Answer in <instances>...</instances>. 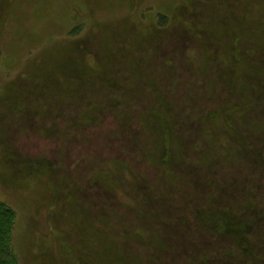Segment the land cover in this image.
Masks as SVG:
<instances>
[{
	"label": "rangeland",
	"instance_id": "rangeland-1",
	"mask_svg": "<svg viewBox=\"0 0 264 264\" xmlns=\"http://www.w3.org/2000/svg\"><path fill=\"white\" fill-rule=\"evenodd\" d=\"M263 132L264 0H0L15 263L258 264L264 226L247 257L229 215L264 219V176L210 201L224 170L264 167Z\"/></svg>",
	"mask_w": 264,
	"mask_h": 264
},
{
	"label": "bare ground",
	"instance_id": "bare-ground-1",
	"mask_svg": "<svg viewBox=\"0 0 264 264\" xmlns=\"http://www.w3.org/2000/svg\"><path fill=\"white\" fill-rule=\"evenodd\" d=\"M113 91V90H112ZM190 96L187 95L184 97L185 99L189 98ZM199 106H201L199 104ZM188 111L187 108L184 109V118H187L186 112ZM201 111H203V109H200ZM178 111V110H176ZM196 123L194 122L192 124V127L195 125ZM243 135V134H242ZM263 136H264V132H263ZM256 147L257 144L255 143ZM255 145H253V148L255 147ZM44 150H48L51 151L54 149L53 145H50L49 143H46V145L43 146ZM46 155H48V153H46ZM194 164L192 165L191 168H187L186 172L192 176L191 182L195 183L197 190H201L202 189V183L200 182L201 179H198V176H201V178L206 174L205 171H203L202 173H200L199 171H195V169L193 168ZM210 169V168H209ZM254 170L251 171H240L236 168H228L226 170L223 171V175H218L217 178V184H216V188H215V193H217V198H213L214 201H210V203H214V204H210V215H215L217 209H218V204L215 201H220V199L223 197L225 199H234L235 201L239 202L241 199V194L244 193L245 189L243 184L246 181H250L251 179H254V177L257 174L263 175L264 176V167L260 168L257 164L253 166ZM262 177V176H261ZM259 197H261L263 201L264 199V178L262 177V184L259 188ZM254 191H258L257 189H254ZM201 192H195L192 193V196H195L196 199L201 198ZM187 201V199H186ZM253 203V207H255V209L259 208L261 203L259 204V201H252ZM249 207H252V204L249 203H244V206L241 207V210L238 211L237 209V213L235 214H231L229 215L230 217L233 218H239L241 220L244 221V225L242 226V228H240V230H238L239 232H241V248H244V251L246 252V256L248 254L249 251H251L252 245L255 243V239L257 236H259V229L264 226V219L260 220L258 222H256V220L262 218L261 216H258V214H254V216L250 219L247 214V210H249ZM224 209V208H223ZM246 210V211H245ZM229 219V217L227 218ZM178 219V222L175 225V228L178 230H180V227L182 225V222ZM230 232V231H229ZM228 232V233H229ZM256 232V233H255ZM207 234L210 235H222L225 236L227 235V232H219L214 234L213 232H209L206 231ZM259 254L257 255V257H255V263L256 260H258V264H262V259H264V244H262V247H259ZM248 257V256H247ZM252 257H249L248 260H250V262H253ZM242 260V259H241ZM263 264H264V260H263Z\"/></svg>",
	"mask_w": 264,
	"mask_h": 264
},
{
	"label": "trees",
	"instance_id": "trees-1",
	"mask_svg": "<svg viewBox=\"0 0 264 264\" xmlns=\"http://www.w3.org/2000/svg\"><path fill=\"white\" fill-rule=\"evenodd\" d=\"M13 210L4 201H0V264H17L15 252L11 245V228Z\"/></svg>",
	"mask_w": 264,
	"mask_h": 264
}]
</instances>
